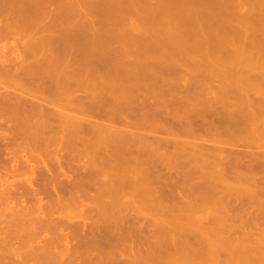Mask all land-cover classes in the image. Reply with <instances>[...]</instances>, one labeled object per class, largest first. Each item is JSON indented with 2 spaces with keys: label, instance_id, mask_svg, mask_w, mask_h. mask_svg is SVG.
Returning <instances> with one entry per match:
<instances>
[{
  "label": "rangeland",
  "instance_id": "374dc122",
  "mask_svg": "<svg viewBox=\"0 0 264 264\" xmlns=\"http://www.w3.org/2000/svg\"><path fill=\"white\" fill-rule=\"evenodd\" d=\"M0 89V264H264V0H0Z\"/></svg>",
  "mask_w": 264,
  "mask_h": 264
},
{
  "label": "bare ground",
  "instance_id": "6f19581e",
  "mask_svg": "<svg viewBox=\"0 0 264 264\" xmlns=\"http://www.w3.org/2000/svg\"><path fill=\"white\" fill-rule=\"evenodd\" d=\"M48 1H49V0H48ZM48 3H49V2H48ZM52 5H53V4H52ZM52 5H51V8H52ZM26 7H29V5L26 6ZM33 8H34V7H33ZM49 9H50V8H49ZM52 9H53V10H51V11L53 12V11H54V8H52ZM29 10H31V9H28L27 11H29ZM24 11H25V10H24ZM27 11H26V12H27ZM33 12L35 13L34 10H33ZM33 12L31 11L30 13L32 14ZM37 12L39 13V11H37ZM27 13H28V12H27ZM30 13H28V15H29ZM53 13H54V12H53ZM25 14H26V13H25ZM28 15H27V16H28ZM32 15H33V14H32ZM32 15H31V16H32ZM36 15H38V14H35V16H34L35 18H36ZM29 16H30V15H29ZM38 16H39V15H38ZM30 18H31V17H30ZM58 18H59V17H58ZM32 19H33V16H32V18H31V20H32ZM60 19H62V18H60ZM37 20H38V19H37ZM37 20H36V21H37ZM241 20L243 21L242 18H241ZM241 20H240V21H241ZM55 21H56V23H57V20H55ZM244 22H246V21H244ZM56 25H57V24H56ZM60 25L62 26V24H60ZM60 25H58V27H57V26H56V27H57L58 30L62 31V30H61L62 27L59 29V26H60ZM54 26H55V25H54ZM43 27H44V26H43ZM49 27H50V26H49ZM49 27H48V29H49ZM51 27H53V26H51ZM51 27H50V28H51ZM56 27H55V28H56ZM63 27H64V26H63ZM44 28H45V27H44ZM55 28H54V29H55ZM64 28H65V27H64ZM54 29H53V33H55V32H54ZM57 29H55V30H56V33L58 32ZM62 29H63V28H62ZM66 29H67V28H65L62 32H65ZM51 31H52V30H51ZM67 31H68V30H67ZM70 31H71V30H70ZM73 32H74V31H72V33H73ZM78 32H79V31H78ZM48 33H50V31H49ZM56 33H55V34H56ZM58 34H60V33H58ZM69 34H70V32H69ZM77 34H78V33H77ZM66 36H67V35H66ZM70 36H71V34H70ZM76 36H77V35H76ZM44 37L48 38V40H49V37H47V36H44ZM50 37H51V35H50ZM52 37H53V36H52ZM56 37H57V36H55V38H56ZM72 37H73V36H72ZM57 38H58V37H57ZM59 39H60V38H59ZM68 39H70V38H68ZM44 40H45V39H44ZM44 40H43V41H44ZM61 40H62V39H61ZM64 43H65V42H64ZM40 44H41V43H40ZM45 44H46V43H45ZM51 44H52V43H51ZM67 44H68V42H67ZM39 47H40V46H39ZM39 47H38V48H39ZM45 47H46V46H45ZM49 47H50V46H49ZM46 48H48V47H46ZM42 49H43V48H42ZM49 49H50V48H49ZM40 50H41V49H40ZM53 50H54V49H53ZM47 52H48V50H47ZM51 52H52V51H51ZM44 54H47V53L45 52ZM48 54H49V53H48ZM98 54H99V53H98ZM98 54H97V56H98ZM50 55H52V53H51ZM88 55H89V54H88ZM90 55H91V54H90ZM100 55H101V54H100ZM62 56H63V55H62ZM92 56H93V55H92ZM97 56H96V57H97ZM88 57L91 58V56H88ZM98 57H99V56H98ZM100 57H102V56H100ZM100 57H99V58H100ZM63 58H64V57H63ZM65 58H66V57H65ZM65 58H64V59H65ZM90 58H88V59H90ZM66 59H67V58H66ZM66 59H65V60H66ZM100 59H101V58H100ZM102 59H103V58H102ZM102 59H101V60H102ZM246 59H247V58H246ZM50 60H51V58H50ZM52 60H53V59H52ZM59 60H60V59H59ZM67 60H69V59H67ZM61 61H62V60H61ZM51 62H52V61H51ZM54 62H55V61H54ZM62 62H63V61H62ZM105 62H106V61H105ZM245 62H247V61H245ZM47 63H48V62H47ZM56 63H57V62H56ZM247 63H248V62H247ZM52 65H53V64H52ZM143 67H144V66H143ZM138 68H140V67H138ZM141 69H142V68H141ZM247 70H248V69H247ZM250 70H251V69H250ZM140 71H141V70H140ZM140 71H138V72H140ZM142 71H143V70H142ZM138 72H137V73H138ZM135 73H136V72H135ZM142 73H143V72H141L140 74H142ZM232 73H233V76H234V74H235L234 71H233ZM145 74H146V73H145ZM237 74H238V73H237ZM122 75H123V74H122ZM122 75H121V76H122ZM136 75H137V74H136ZM143 75H144V73H143ZM126 76H128V75H126ZM141 76H142V75H141ZM239 76H241V74H240ZM143 77H144V76H142V80H143ZM234 77H235V76H234ZM241 77H242V76H241ZM146 78H147V77H146ZM131 79H132V78H131ZM137 79H138V78H137ZM147 79H148V78H147ZM128 80H129V79H128ZM144 80H145V79H144ZM131 89H132V88H131ZM0 90H2V89H0ZM126 92H127V91H126ZM129 93H130V91H129ZM129 93H128V95H129ZM19 94H20V93H19ZM21 94H22V93H21ZM128 95H127V94L125 95L124 93L122 94V96H124V99H125L126 96H128ZM23 96H24V95H23ZM30 96H31V95H30ZM122 96H121V97H122ZM26 97H27V96H26ZM28 97H29V96H28ZM128 97H130V96H128ZM32 98H33V97H32ZM19 99H22V98H19ZM36 99H38V98H36ZM121 99H123V98H121ZM127 99H128V98H127ZM26 100H27V98H26L25 100H23V101H25L26 103L29 101V103H30L29 98H28L27 101H26ZM125 100H126V99H125ZM37 101H38V100H37ZM37 101H36V102H37ZM41 101H42V100H41ZM47 102H48V101H47ZM260 102H261V101H260ZM260 102H259V103H260ZM32 104H33V101H32ZM34 104H35V103H34ZM40 104H41V103L36 104V105L39 106ZM45 104H46V103H45ZM41 105H42V104H41ZM44 106H45V105H44ZM40 109H41V108H40ZM42 110H43L42 112L44 113V110H45V109L42 108ZM65 111H66V110H65ZM260 111H261V110H260ZM263 111H264V110H263ZM49 112H50V111H49ZM40 113H41V112H40ZM50 113H51V112H50ZM50 113H48V114H50ZM251 113H252V111H251ZM48 114H46V116H48ZM37 115L39 116L40 114H37ZM41 115H42V113H41ZM65 115H66V114H65ZM65 115H64V116H65ZM44 116H45V115H44ZM259 116H260V115H259ZM262 116H264V115L262 114ZM40 117H41V116H40ZM42 117H43V115H42ZM65 117H66V116H65ZM69 117H70V116H67V118H69ZM226 117H227V116H226ZM38 118H39V117H38ZM39 119H40V118H39ZM69 119H71V118H69ZM72 119H73V118H72ZM230 119H232V118H230ZM230 119H229V120H230ZM259 119H260V118H259ZM40 120H41V122H40V121H38V122H39L40 124H42L43 121H42V119H40ZM260 120H261V119H260ZM262 120H263V118H262ZM44 121H45V120H44ZM253 122H254V120H253ZM259 122H262V121H259ZM44 123H45V122H44ZM230 123H234V122H230ZM262 123H263V122H262ZM234 124H235V123H234ZM235 125H236V124H235ZM260 125H262V124H260ZM263 125H264V124H263ZM263 125H262V127H263ZM260 127H261V126H260ZM262 127H261V128H262ZM257 129H258V128H257ZM260 131H261V130H260ZM261 132H264V131H261ZM205 141H207V140H205ZM203 143H204V142H203ZM226 145H228V144H226ZM229 146H230V145H229ZM211 246H212V245H211ZM209 247H210V246H209ZM210 248H211V247H210ZM210 252H211V250H210ZM210 254H211V253H210ZM210 254H209V256H210ZM260 254H262V253H260ZM235 255H236V254H235ZM235 255H234V256H235ZM252 255H253V254H252ZM252 255H250V256H252ZM262 255H263V256L260 255V261H261V263L264 262V259H263V261H262V258L264 257V254H262ZM239 256H240V254H239ZM212 257H213V256H212V254H211V258H212ZM216 257H217V256H216ZM216 257H214V258H216ZM228 257H229V256H228ZM230 257H231V256H230ZM237 257H238V253H237V256L235 257V258H236L235 260L239 261V260H238L239 258L237 259ZM242 257H243V256H242ZM247 257H248V258H247ZM250 258H251V257H250ZM253 258H254V257L252 256V259H253ZM256 258H257V257H255V259H253V260H258V259H256ZM228 259L230 260V258H228ZM241 259H242V258H241ZM244 259H246V260H244V261L246 262V264H247V263H251V262H247L248 259H249V255L244 256ZM229 260H228V261H229ZM232 260H234L233 256H232V259L230 260L232 263H230V264H236V261H235V260L232 261ZM249 260L251 261V259H249ZM240 261H241V260H240ZM244 261H243V262H244ZM260 261H256V262H260ZM224 262L227 263V260H225ZM233 262H234V263H233ZM253 262H254V261H253ZM239 263H240V262H239ZM254 263H255V262H254ZM228 264H229V262H228ZM237 264H238V262H237ZM240 264H241V263H240ZM242 264H243V263H242ZM258 264H259V263H258Z\"/></svg>",
  "mask_w": 264,
  "mask_h": 264
}]
</instances>
